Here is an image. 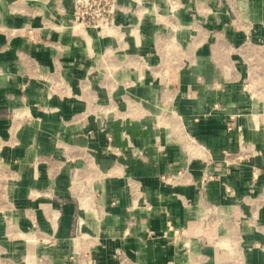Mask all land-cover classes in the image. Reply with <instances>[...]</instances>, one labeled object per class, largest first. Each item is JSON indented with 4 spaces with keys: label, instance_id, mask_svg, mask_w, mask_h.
Instances as JSON below:
<instances>
[{
    "label": "crops",
    "instance_id": "obj_1",
    "mask_svg": "<svg viewBox=\"0 0 264 264\" xmlns=\"http://www.w3.org/2000/svg\"><path fill=\"white\" fill-rule=\"evenodd\" d=\"M116 2L0 0V264H264V0Z\"/></svg>",
    "mask_w": 264,
    "mask_h": 264
},
{
    "label": "built area",
    "instance_id": "obj_2",
    "mask_svg": "<svg viewBox=\"0 0 264 264\" xmlns=\"http://www.w3.org/2000/svg\"><path fill=\"white\" fill-rule=\"evenodd\" d=\"M118 9L116 0H74V21L104 30L113 24ZM162 177L169 180L166 175ZM169 227L174 228L172 224Z\"/></svg>",
    "mask_w": 264,
    "mask_h": 264
},
{
    "label": "rangeland",
    "instance_id": "obj_3",
    "mask_svg": "<svg viewBox=\"0 0 264 264\" xmlns=\"http://www.w3.org/2000/svg\"><path fill=\"white\" fill-rule=\"evenodd\" d=\"M203 176H204V180L210 179L212 177V175H209V174H207V175L205 174Z\"/></svg>",
    "mask_w": 264,
    "mask_h": 264
}]
</instances>
